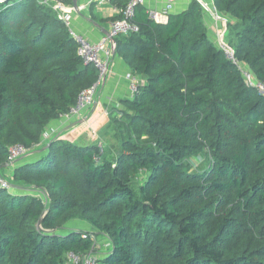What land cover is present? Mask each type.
I'll return each mask as SVG.
<instances>
[{
	"label": "trees",
	"instance_id": "16d2710c",
	"mask_svg": "<svg viewBox=\"0 0 264 264\" xmlns=\"http://www.w3.org/2000/svg\"><path fill=\"white\" fill-rule=\"evenodd\" d=\"M212 1L237 65L196 0L165 24L136 7L138 32L116 37L114 55L142 82L111 110L101 154L41 145L97 79L54 8L72 0L0 3V171L12 145L50 143L10 171L28 193L0 190V264H67L68 252L96 264H264V98L238 69L264 83V0Z\"/></svg>",
	"mask_w": 264,
	"mask_h": 264
},
{
	"label": "built area",
	"instance_id": "2783aa9c",
	"mask_svg": "<svg viewBox=\"0 0 264 264\" xmlns=\"http://www.w3.org/2000/svg\"><path fill=\"white\" fill-rule=\"evenodd\" d=\"M48 0H44L47 2ZM207 15L214 18L219 23L223 24V30L220 31L218 36L217 46L224 53L226 59L232 61V63L237 65V60L234 57L233 49L228 45L226 41H224V34L226 31L227 19L219 16L213 6V1L211 0V4H207L203 0H196ZM98 8L110 5L111 0H91ZM145 0H128L122 9L113 8L114 15L119 18L112 20L109 22V29L107 35H103L99 41L91 42L83 35L77 34L71 28V18L70 13L73 10L72 7H66L60 2H57L54 6L58 12V18L63 21L64 25L68 28L69 35L73 38L76 44V53L82 60L85 65H92L97 73L96 81L87 89L82 90L75 101V104L71 106L68 111L60 118L62 119H70V118H78L82 117L83 114L89 109L96 100L97 92L99 87L103 84L106 76L109 73L111 59L114 56L113 51L115 49V45L111 42L110 39H115L120 35H127L129 33H137L138 27L136 24L132 22L134 11L136 7L143 5ZM174 0H166V9L163 12L147 10V16L150 20L156 23H162L167 21L169 11L172 7V3ZM238 69L241 72V75L244 79V83L247 87L255 89L256 93L264 98V83L261 81H257L252 73L245 69L244 67L238 66ZM125 80L128 82L129 87V98L133 99L138 93V87L140 83L138 78L128 73L125 75ZM99 153H103L104 146L100 141L96 143ZM40 144L35 145V148L40 147ZM36 153L30 149H27L21 144H15L8 148L7 155V165H12L16 161L21 158L28 157L29 155ZM95 162L99 161L98 156H94ZM11 188L8 181H6L2 175L0 174V190L9 191ZM83 238L86 235L82 236ZM103 249H107L108 245L104 244ZM67 264H96L97 257L96 254H80L74 252H68L66 255Z\"/></svg>",
	"mask_w": 264,
	"mask_h": 264
},
{
	"label": "crops",
	"instance_id": "0c3cea01",
	"mask_svg": "<svg viewBox=\"0 0 264 264\" xmlns=\"http://www.w3.org/2000/svg\"><path fill=\"white\" fill-rule=\"evenodd\" d=\"M191 0H174L169 14H177L184 11ZM211 4V0H203ZM91 0H77L79 13H70L71 28L77 34L83 35L91 42H97L108 32L110 19L114 17L113 8L110 5L98 8L91 7ZM166 0H145L143 6L146 10L163 12L166 9ZM73 8V7H72ZM168 19V18H167ZM167 21L162 22L165 24ZM205 24L211 40L217 45L220 31L223 24L216 21L209 15H205ZM224 38V36H223ZM225 41V40H224ZM130 73L124 61L114 55L111 59L109 73L103 84L99 87L95 103L87 109L82 117L70 119H58L48 124L41 139V145H46L50 140L62 139L79 145H88L105 140L108 135L113 134L110 123V112L119 108L121 100L129 98L128 82L125 75ZM139 82H142L138 78ZM41 147V146H40ZM39 151V150H38ZM38 152L21 158L12 165L6 166L1 172L7 173L21 163L36 160ZM10 176V175H9ZM12 194H26L27 190L11 187Z\"/></svg>",
	"mask_w": 264,
	"mask_h": 264
},
{
	"label": "water",
	"instance_id": "95a60500",
	"mask_svg": "<svg viewBox=\"0 0 264 264\" xmlns=\"http://www.w3.org/2000/svg\"><path fill=\"white\" fill-rule=\"evenodd\" d=\"M8 1H10V0H0V3H5V2H8ZM72 7H73V10L75 11V12H77V13H79V9H78V7H77V0H72ZM104 35H107V32H105L104 33ZM111 40V42L113 43V45H115V41H114V39H110ZM115 54V49H114V51H113V55ZM50 144V143H49ZM49 144L44 148V149H42L41 151L39 150V151H36V152H38L39 154L41 153V152H43L44 150H46L47 148H48V146H49ZM40 225V222H38V226Z\"/></svg>",
	"mask_w": 264,
	"mask_h": 264
},
{
	"label": "rangeland",
	"instance_id": "374dc122",
	"mask_svg": "<svg viewBox=\"0 0 264 264\" xmlns=\"http://www.w3.org/2000/svg\"><path fill=\"white\" fill-rule=\"evenodd\" d=\"M101 142H102V144H103V141H101ZM7 173H10V172H7ZM0 174L2 175V177H3L6 181L9 180V175H10V174L7 175L5 172H1V171H0ZM70 226H72V227H74V228H76V227L82 228L81 224H79L78 221H73V222H71Z\"/></svg>",
	"mask_w": 264,
	"mask_h": 264
}]
</instances>
